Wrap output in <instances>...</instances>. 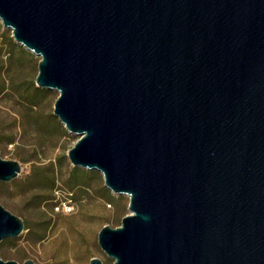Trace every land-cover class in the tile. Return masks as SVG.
<instances>
[{"label": "water", "instance_id": "water-1", "mask_svg": "<svg viewBox=\"0 0 264 264\" xmlns=\"http://www.w3.org/2000/svg\"><path fill=\"white\" fill-rule=\"evenodd\" d=\"M0 22L71 165L128 197L97 233L111 264H264V0H0ZM21 171L0 153L1 182ZM23 229L0 203V242Z\"/></svg>", "mask_w": 264, "mask_h": 264}, {"label": "rangeland", "instance_id": "rangeland-1", "mask_svg": "<svg viewBox=\"0 0 264 264\" xmlns=\"http://www.w3.org/2000/svg\"><path fill=\"white\" fill-rule=\"evenodd\" d=\"M38 60V56L16 43L11 30L0 22V87L5 88L0 92V153L22 166L13 185L9 184L11 181L5 182L6 186L0 183V203L20 216L30 229L40 219L48 221L44 231L40 230L41 241L32 237L30 229H23L16 238L2 240L0 257L20 264L26 259L37 264H88L95 256L111 264L97 243V233L105 224H120L129 213L128 197L112 194L97 170H93L90 185H67L73 166L66 152L78 135L68 132L53 115L58 92L35 85ZM34 165L54 173V206L68 201V192L72 193L71 211H55L49 201L41 202L39 207L32 202L34 191L29 182L34 176Z\"/></svg>", "mask_w": 264, "mask_h": 264}, {"label": "trees", "instance_id": "trees-1", "mask_svg": "<svg viewBox=\"0 0 264 264\" xmlns=\"http://www.w3.org/2000/svg\"><path fill=\"white\" fill-rule=\"evenodd\" d=\"M5 88L4 87H0V92H4ZM2 139V135L0 132V142ZM95 171H90V170H85L79 167H73L70 173V176L68 178V186L73 187V186H81V187H85L90 185V180L93 177ZM33 178L32 180H30V188H32L31 190L34 191L32 193V202L36 205V206H40L41 202L44 201H49L50 205H51V209H53L54 206V201L52 200L53 195L51 193H53L54 191V183H55V177H54V173L47 171V170H43L42 167L40 166H33ZM2 183V185L6 186L8 185V183L5 182H0ZM15 182L11 181L9 184L13 185ZM106 193H109L107 189L102 188ZM73 197H71L72 199ZM74 199V198H73ZM54 210V209H53ZM23 220V219H22ZM24 222V229H30L26 226V222L23 220ZM48 224L47 220L44 219H40L37 223H35L34 228L30 229V233L32 235V237H37L35 238L36 241H41L43 238V234L40 233V230H43V227L45 225ZM37 229V231H35ZM44 231V230H43ZM34 232L38 233L39 235H33ZM105 264H107V261H104Z\"/></svg>", "mask_w": 264, "mask_h": 264}, {"label": "built area", "instance_id": "built-area-1", "mask_svg": "<svg viewBox=\"0 0 264 264\" xmlns=\"http://www.w3.org/2000/svg\"><path fill=\"white\" fill-rule=\"evenodd\" d=\"M69 194H70V198H68V201H66V202H57V204L54 206V210L55 211H58L59 210V208L60 209H66L65 211H71V209L73 208L71 205H70V202H71V195H72V193L71 192H68Z\"/></svg>", "mask_w": 264, "mask_h": 264}]
</instances>
